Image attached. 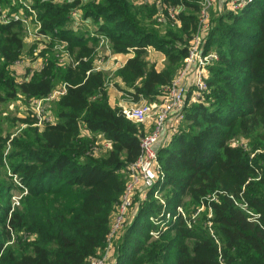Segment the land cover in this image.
<instances>
[{
    "label": "trees",
    "instance_id": "16d2710c",
    "mask_svg": "<svg viewBox=\"0 0 264 264\" xmlns=\"http://www.w3.org/2000/svg\"><path fill=\"white\" fill-rule=\"evenodd\" d=\"M161 1L180 9L179 25L156 21L144 0H33L40 32L52 39L39 50L41 68L21 79L11 67L25 48L17 29L23 25H0V115L17 96L44 99L67 83L66 93L49 101L54 121L32 113L18 117L25 127L14 137L0 131V264H88L104 252L143 128L109 104L107 75L96 69L98 39L69 26L70 12L79 7L111 53L133 52L114 75L123 86H115L150 101L182 65L200 11V0ZM211 20L204 48L217 59L208 66V89L188 100L186 127L159 146L163 179L132 209L112 247L114 264H264V0ZM58 40L66 42L67 59ZM148 46L165 53L164 69L146 61ZM81 124L96 140L109 139L110 148L91 155L95 138L81 137ZM13 178L25 193L14 206ZM154 190L163 191L165 211L181 206L186 214L170 219L157 237L151 216L163 205Z\"/></svg>",
    "mask_w": 264,
    "mask_h": 264
},
{
    "label": "built area",
    "instance_id": "2783aa9c",
    "mask_svg": "<svg viewBox=\"0 0 264 264\" xmlns=\"http://www.w3.org/2000/svg\"><path fill=\"white\" fill-rule=\"evenodd\" d=\"M142 0H137V2ZM150 2L153 0H144ZM220 0H200V11L198 14L197 27L188 42L187 54L183 59L182 65L174 78L166 85L161 86L159 94L151 103H144L129 109H123V113L129 120L137 123L148 125L151 127L149 131L142 132L140 137V154L137 159L130 163L127 168V180L124 190L120 196L116 209L112 214L109 233L107 236V245L104 252L100 256L93 257L88 264H109L113 255L114 241L122 234L123 229L128 225L134 215L131 216L132 206L143 203L150 195L151 189L163 179V169L158 158V149L161 144H166L171 136L176 132L175 126L184 119V110L188 104V100L202 97L207 91V78L209 75L208 66L217 59L215 51H205L204 40L210 29V8H215ZM231 10H237L245 7L252 0H226ZM158 4L155 13V19L158 22H170L173 25H179L176 17V9L171 6H165L161 0H156ZM11 6H10V5ZM5 4L0 2V25L8 24L11 21H19L23 25V29L27 37L31 41L48 43L52 38L48 33L40 32V21L37 18L36 10L32 6V0H11V3ZM13 6V7H12ZM18 6L16 9L14 7ZM72 23L78 25L87 22L88 18L83 17L81 9L75 8L70 12ZM89 20V19H88ZM93 36L100 38V46H104L109 50L108 40L104 33L95 30ZM66 42L58 40L55 47L61 54V59H67L68 54L65 50ZM147 51L152 49L151 46L146 47ZM99 53V52H98ZM42 61V58H39ZM42 63V62H41ZM41 68V65L39 66ZM38 68V69H39ZM96 69H100L97 65ZM28 78V77H27ZM191 87V97L187 99ZM67 83L60 82L59 85L48 94L44 99L34 100L37 110L35 115L39 121H52L50 117H45L40 113L41 104L46 101H52L55 98L66 93ZM193 98V99H192ZM54 121V120H53ZM95 141L91 155L97 156L100 151H104L111 146V141L99 135ZM159 190L153 191V196L157 198L163 205L162 211L158 215L151 216L152 221L157 225L155 230L151 231L152 237H157L160 232L169 227V220L176 219L178 215L186 217L181 206L176 207V211H165V201L160 196ZM245 208V204H241ZM203 206L197 208L192 214L191 220L194 221L198 212ZM211 213L208 214V218ZM188 225L191 223L187 220ZM208 227L212 232L211 223Z\"/></svg>",
    "mask_w": 264,
    "mask_h": 264
},
{
    "label": "rangeland",
    "instance_id": "374dc122",
    "mask_svg": "<svg viewBox=\"0 0 264 264\" xmlns=\"http://www.w3.org/2000/svg\"><path fill=\"white\" fill-rule=\"evenodd\" d=\"M34 1L36 3L38 0H34ZM54 1L62 2L64 0H54ZM9 2L11 3V1H9ZM147 3H149V5H151V6H153L155 8V10L157 11L158 4L156 3V0H153V1H150ZM5 4H9V3H5ZM218 5L219 4H216V6H218ZM222 9H223V7H222ZM176 10L179 11L180 9H176ZM223 10H219V12L213 11V6H212L210 8V13H211L210 19H215L217 14H219L220 12H224ZM156 11H155V13H156ZM155 13H153V17H154ZM210 22H211L210 26H212L213 25L212 20H210ZM83 23L85 24L84 27L79 29V30H76V31H86V33L88 35L92 36L91 33L96 30L95 23L92 22L91 20H88V19H87V22H83ZM73 24L74 23H69V26H73ZM17 29L20 30L21 35H23V39L25 41V48H24L22 56L18 59V61L11 68H12V71L15 74V76L18 79H21V78H24V76L26 74L28 75V77H31L33 75V73L38 70L39 66L41 65V60L38 57V53H39V50L43 49L44 43L43 42L40 43L38 41L34 42V41L29 40L25 31L23 33L24 29L23 30H21L19 28H17ZM94 37H96V36H94ZM96 38L98 39L96 45H97V49L99 51L98 56H97L98 57L97 63L102 65V68L105 72V75H107L106 76L107 88H108V86L109 87L114 86L116 88V86H115L116 82H118L120 85L123 86L122 81H120V79L118 77H115L114 75H115V72L121 67L120 61H122V59H124V57L119 55V58L121 57V60L119 58L117 59L116 56L113 53L109 52L106 48H104V46H100V44H101L100 38H98V37H96ZM145 59L150 64H154L155 68L158 70L164 69L167 66V60H166L165 53H163V51H161L159 49H156L155 47H152V49H149L147 51ZM179 69H178V71H179ZM57 85H59V82L56 84V86ZM191 94H192V91L188 94L187 99H189V96L191 97ZM113 100H115V99H113V97H112L111 101L113 102ZM152 101L153 100L149 101V100L144 99L142 97H140V100L135 101L131 94L124 93V92H122L119 96V102L121 103L122 109H129V108H132V107L144 104V103H151ZM192 102H195L194 99L190 103H192ZM46 103L47 104L45 106L43 104H41L40 113L43 114V112H44V116L42 118L44 119L45 117L46 118L50 117L53 119L55 117V115L53 114L54 112L51 109H49L53 105L49 101H46ZM2 110H3V113L0 115V131L5 135H10L11 138L14 137L17 133H19L25 127L24 125H22V123H20V121L17 120L18 117H25V116L31 115L32 113H37L34 102L33 101H24V98L22 96H17L16 98H14L12 100L7 101L5 104H3ZM49 110H51L50 113L48 112ZM184 122H181L178 125H176L175 129L177 130L179 128H183V127L185 128L187 123H184ZM149 130L150 129H148L147 131H149ZM80 136L86 137L89 139L95 138V141H96V137L91 132H89V131L87 132L84 129L83 124L80 125ZM100 140H101V138L99 137L98 141L100 142ZM247 143H249V140H247ZM249 146H250V143H249ZM102 153H103V151L102 152L100 151L99 155H101ZM13 181H14L15 185H14V188L12 190V196H11L12 206H14L17 203V201L21 198V196L23 194H25L20 189V187H22L23 183L20 184L18 182L17 178H13ZM162 194H163V191L160 192V196H162ZM162 198H163V196H162ZM132 208H133V210H135L136 207L132 206ZM132 214H133V212H131V216H132ZM126 226L124 227V229L126 228ZM124 229H123V231H124Z\"/></svg>",
    "mask_w": 264,
    "mask_h": 264
},
{
    "label": "crops",
    "instance_id": "0c3cea01",
    "mask_svg": "<svg viewBox=\"0 0 264 264\" xmlns=\"http://www.w3.org/2000/svg\"><path fill=\"white\" fill-rule=\"evenodd\" d=\"M33 1V0H32ZM217 4H219L218 6H215V8L213 9V11H217V12H219V10H223V11H231V7H230V5L229 4H227V2H226V0H220ZM222 7H223V9H222ZM84 23H81V24H78V25H76V24H73V29L74 30H76V29H81V28H83L84 27ZM77 26V27H76ZM79 26V27H78ZM91 35H92V33H91ZM93 36V35H92ZM115 56H116V58L118 59L119 58V55L120 56H123L124 57V59H122V61H120V64H121V66L125 63V61L129 58V57H131L132 55H133V52L132 51H129V52H127V53H113ZM120 60H121V57L119 58ZM96 65H98V66H100V69H103L102 68V65H100L99 63H96ZM158 70V69H157ZM190 91H191V87H190ZM121 91L120 90H117L114 86L113 87H109L108 86V88H107V93H108V101H109V104L112 106V107H114V106H118V107H122L121 106V103L119 102V96H120V94L122 93H120ZM112 97H113V99H115V100H113V102L111 101L112 100ZM47 103L46 102H44L43 103V105L45 106ZM49 113H50V111H49ZM140 126L143 128V130H142V132H145V131H147L148 129H150L151 127L148 125V123H146L145 125H142V124H140ZM87 131V130H86ZM88 132V131H87ZM114 257H112L111 259H110V264H114V259H113Z\"/></svg>",
    "mask_w": 264,
    "mask_h": 264
}]
</instances>
